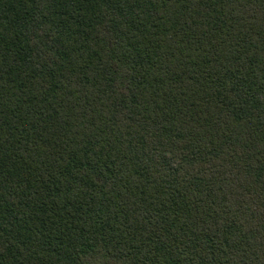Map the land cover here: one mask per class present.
Returning <instances> with one entry per match:
<instances>
[{
    "label": "trees",
    "instance_id": "16d2710c",
    "mask_svg": "<svg viewBox=\"0 0 264 264\" xmlns=\"http://www.w3.org/2000/svg\"><path fill=\"white\" fill-rule=\"evenodd\" d=\"M0 264H264V0H0Z\"/></svg>",
    "mask_w": 264,
    "mask_h": 264
}]
</instances>
